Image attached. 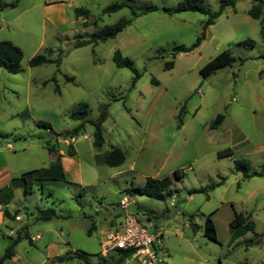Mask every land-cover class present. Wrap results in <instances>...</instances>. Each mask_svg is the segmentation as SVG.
Here are the masks:
<instances>
[{
    "label": "rangeland",
    "instance_id": "374dc122",
    "mask_svg": "<svg viewBox=\"0 0 264 264\" xmlns=\"http://www.w3.org/2000/svg\"><path fill=\"white\" fill-rule=\"evenodd\" d=\"M3 1L0 40L18 46L22 59L15 74L0 67V179L20 184L21 173L50 168L62 150L66 182L30 184L26 190L15 185L8 210L18 211L30 237H39L32 243L22 239L14 259L1 264H113L109 256L98 255L102 231L110 223L109 230L120 226L125 211L149 232L161 233L155 249L162 264H264V21L247 13L252 1L226 7L197 47L175 55L172 48L190 47L208 17L161 10L180 0H131L137 8L155 5L159 10L134 17L114 38L80 47L72 43L132 17L131 9L102 12L118 0ZM205 4L213 13L219 0ZM76 7L86 8L89 16H76ZM250 40L253 45L244 43ZM225 49L234 60L203 79L199 69ZM115 50L140 73L133 86V72L113 62ZM38 53L58 61L29 66ZM168 61H173L170 69L164 66ZM52 76L58 92L53 81L43 84ZM81 102L88 106L89 121L108 105L100 148L93 146L90 122L70 137L80 121L69 114ZM217 114L224 118L212 128ZM69 143L75 150L72 157L66 154ZM112 147L125 155L113 167L101 161ZM227 149L231 154L224 153ZM237 160L246 167L237 168ZM175 170L179 178L173 176ZM147 177L170 179L166 190L171 195L157 200L124 192L141 186ZM212 183L211 189L188 193ZM48 207L59 216L36 220V208ZM231 210L248 215L254 225L234 240ZM209 214L218 242L188 226V216L202 226ZM3 218L0 257L8 244L1 232L20 223ZM76 254L82 258H65ZM127 259L126 264H141L139 256Z\"/></svg>",
    "mask_w": 264,
    "mask_h": 264
},
{
    "label": "trees",
    "instance_id": "16d2710c",
    "mask_svg": "<svg viewBox=\"0 0 264 264\" xmlns=\"http://www.w3.org/2000/svg\"><path fill=\"white\" fill-rule=\"evenodd\" d=\"M237 1L239 0H219V5L217 11L211 13L205 4V0H180L177 2L176 5L170 6V7H162L161 10L169 15L178 14L181 12H187V11H195L199 12L201 14L207 15V19L203 22V30L200 35L196 37V40L190 47H184V46H175L172 48L173 55L178 53H185L193 48L197 47L200 42L205 38V29L214 23V19H216L218 16L221 15L223 10L226 7L233 6ZM252 5L248 9L247 13L255 19H260L261 21H264V1L263 0H251ZM5 2L3 0H0V10L5 6ZM129 7L131 9L132 17L130 18H120L115 23L103 26L101 29L96 30L92 32L87 38L83 39H77L72 43V47H80L87 44H97L99 42H104L108 39L114 38L119 32H121L128 24L131 23L132 19L139 14H144L147 12L159 10V8L155 5H144L142 7H135L131 0H118L114 1L107 6H105L102 10L103 13H110L117 11L121 9L122 7ZM76 16H83L87 18L89 16V11L82 7H76L74 9ZM261 30H263V26L261 25ZM244 43H247L248 45H253V41H245ZM22 59V52L18 46L13 44L12 42L8 40H0V67L3 68L5 71L11 74H15L19 71L20 68V61ZM234 60V57L230 54V52L225 49L221 52H219L216 56H214L212 59H210L208 62H206L200 69L199 72L203 79L209 77L211 74L215 73L220 68H223L227 65H229ZM58 61L57 59H51L43 54H35L33 55L29 61V66H36L43 63L48 62H54ZM242 61V60H241ZM113 62L117 67H127L133 72V78H132V86L135 84L136 80L139 78L140 73L137 71V69L134 67L133 62L131 59H129L126 56H123L119 50H115L113 53ZM166 69H170L173 66V61H168L164 64ZM67 80H72L71 77L66 76ZM53 81L55 86V91H59L58 84L56 83V79L54 76L50 77V79L45 80L43 82L46 83L47 81ZM152 82L157 83V81L152 79ZM124 100V99H123ZM87 104L86 103H79L76 110L72 111L69 114V117L75 120H79L80 123L73 127L70 131V137L72 138L73 135L78 134L81 130H83L84 122H90V124L93 126V146L95 148H100L103 143V136H102V124L107 118V104H103L99 110V114L95 120L89 121L86 120L87 115ZM184 107L180 108L179 111V123H182L181 119V112ZM224 116L222 114H217L215 119L213 120L211 126L212 128L220 124V122L223 120ZM39 125L44 126L46 129H50V125L47 122L38 121ZM45 145L49 148L50 146L47 143V140ZM51 148V147H50ZM66 153L68 156H73L75 154V150L72 147L71 143L68 144V148L66 150ZM225 154H231V150L227 149ZM59 158V155L57 156ZM125 159V155L122 152V150L118 147H112L110 150H108L103 156L101 161L107 165V166H118L122 164V162ZM236 167L240 169H244L246 167V163L244 161L237 160L235 161ZM264 169V165L263 168ZM261 172H255L254 174H260ZM173 176L175 178H179V174L177 170L173 172ZM244 176H248L247 172H244ZM20 179H22L25 184H27L31 180H61L65 181V173L59 163H56L55 165L51 166L48 169H36V170H30L26 171L20 174ZM170 179L164 178H153V177H147L144 181V183L141 186L135 187V188H125L124 192L130 196L134 195H146L148 197H152L157 200H164L165 197L170 196L171 192L169 190H166V187L170 184ZM215 185L209 184L202 188L198 189H190L188 193L192 192H202L206 191V189H211ZM26 188V187H25ZM11 195V189L9 186L3 187L0 189V197L2 200L7 203L9 200V196ZM175 205V202L174 204ZM18 211H15L14 214H16ZM4 216H8L9 213L7 210H4ZM59 215L55 212L53 208H36V214L35 219L36 220H42L47 221L52 218L58 217ZM187 222L190 226V229L192 232H196L198 230H201L203 236H205L207 239L218 242L217 236H216V230L213 223V220L209 215L205 216V220L202 226L193 223L190 219V216L187 218ZM230 228H231V238L234 240L235 238L241 236L246 231H252L254 229V225L252 221L249 219L248 215H243L241 212H234L233 219L229 222ZM90 229L88 230V232ZM22 239H27L30 242V237L27 233L26 226L20 227L14 236H8V244L5 248V251L3 255L0 257V264L7 259H10L14 254V247L15 245ZM258 239L253 240L248 239V243H258ZM119 253V259L122 260L124 258H127L129 256V253L127 251H117ZM82 253V252H81ZM70 257H77L82 258L81 254H76L74 256L68 255L65 258ZM88 263V262H87ZM89 264V263H88Z\"/></svg>",
    "mask_w": 264,
    "mask_h": 264
},
{
    "label": "built area",
    "instance_id": "2783aa9c",
    "mask_svg": "<svg viewBox=\"0 0 264 264\" xmlns=\"http://www.w3.org/2000/svg\"><path fill=\"white\" fill-rule=\"evenodd\" d=\"M73 140V138H72ZM12 148L10 144L7 145ZM123 198V197H122ZM122 204L127 202L125 197ZM127 204V203H126ZM120 226L110 230L100 242L102 253L113 251H127L129 256L140 257L141 264H162L157 257L155 247L160 245L159 231L149 232L148 229L130 212L123 213Z\"/></svg>",
    "mask_w": 264,
    "mask_h": 264
},
{
    "label": "crops",
    "instance_id": "0c3cea01",
    "mask_svg": "<svg viewBox=\"0 0 264 264\" xmlns=\"http://www.w3.org/2000/svg\"><path fill=\"white\" fill-rule=\"evenodd\" d=\"M45 5H48L47 3L45 4ZM73 138V137H72ZM65 143L67 144V142L65 141ZM67 154V153H66ZM57 155H59V158H57L56 157V159H55V163L54 164H56V163H61L60 165H61V167L63 168V166H62V159L64 158V153H63V151L62 150H59V151H57ZM68 156V155H67ZM74 156V155H73ZM69 157H72V156H69ZM59 159H60V162H59ZM65 169L63 168V171H64ZM1 175V174H0ZM14 180L15 179H0V189H2L3 187H6V186H9L10 187V189H11V195L13 194V189L16 187V186H18V187H23L24 188V190H26V188L25 187H27V185H30V184H36V185H38V184H41L42 182H47V181H50V182H52V181H54V182H66V179H65V181H61V180H45V181H38V180H31V181H29L27 184H25V182L22 180V179H19L20 180V184H16L15 182H14ZM16 185V186H15ZM137 195V194H136ZM132 197V196H131ZM124 198V197H123ZM126 198V197H125ZM128 200V199H127ZM9 203H10V198H9V200H8V202L7 203H5L3 200H2V198L0 197V224H4V210H7L8 211V213H9V215L8 216H5V217H7V218H11V219H13L14 221H18V222H20V223H18L17 224V226H18V228H16V229H13V228H9V231L7 230L5 233L4 232H1L2 234V237H5V238H7L8 239V236H14L15 235V233H16V231L20 228V227H22V226H26V230H27V224H26V222L25 221H23V218L21 217V215L20 214H18V212L16 213V214H14V212L15 211H13V212H10L9 210H8V205H9ZM174 204V203H173ZM49 208V207H48ZM231 217H230V221L233 219V217H234V210H231ZM31 215H32V212L30 211L29 212ZM131 213V212H130ZM147 218H149V217H147ZM120 223V222H119ZM110 226L112 227V225H111V223L109 224V225H107L105 228L103 227V231H102V234H104L105 233V235L110 231L109 230V228H110ZM188 226H189V224H188ZM190 227V226H189ZM83 230H85V231H87V228H82ZM27 233H28V230H27ZM29 235V234H28ZM104 235V236H105ZM30 237V236H29ZM39 237V234H36L35 236H31L30 237V242L29 243H32V242H34L37 238ZM9 241V240H8ZM21 241V240H20ZM19 241V242H20ZM18 242V243H19ZM17 243V244H18ZM16 244V245H17ZM15 245V246H16ZM15 248V247H14ZM98 255H100V257H104V256H109V258H111L113 261H111V262H113V264H126V261L128 260L127 258H124V259H122V260H120L119 259V253L117 252V251H113V252H109V253H107V254H103L102 253V251L101 252H99L98 253ZM11 260H13L14 259V254H13V256L10 258ZM58 260H60L61 258H57ZM5 261V260H4ZM51 261V260H50ZM57 263V262H56Z\"/></svg>",
    "mask_w": 264,
    "mask_h": 264
},
{
    "label": "water",
    "instance_id": "95a60500",
    "mask_svg": "<svg viewBox=\"0 0 264 264\" xmlns=\"http://www.w3.org/2000/svg\"><path fill=\"white\" fill-rule=\"evenodd\" d=\"M264 1V0H263ZM176 209H178V207H176Z\"/></svg>",
    "mask_w": 264,
    "mask_h": 264
}]
</instances>
